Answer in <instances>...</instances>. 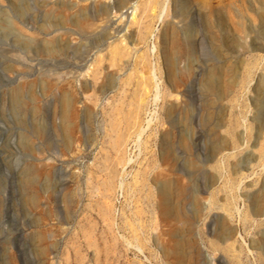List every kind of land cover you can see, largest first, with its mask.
<instances>
[{"label":"rangeland","instance_id":"374dc122","mask_svg":"<svg viewBox=\"0 0 264 264\" xmlns=\"http://www.w3.org/2000/svg\"><path fill=\"white\" fill-rule=\"evenodd\" d=\"M137 1L139 4L145 0ZM117 2L109 0L110 22L101 23L92 34H82L84 43L90 40L97 44L117 35L124 16L119 14L126 9L116 11ZM21 5L22 12L16 9L13 0H0V264H167L170 261L164 255L167 227L157 214L156 198L150 194L155 191L154 186L150 177L144 181L141 175L149 172L152 160L159 156L163 95L169 89L162 47L172 27L190 49L175 61L178 73H187L181 86L184 100L181 113L190 116L192 157L196 162L189 168L191 179L179 198L185 217V223L179 225V234L191 241L189 264H264L262 247L253 245L264 233V212L252 213V202L256 203L258 197L264 200V152L260 144L252 150L255 127L264 124V94L255 90L258 77L264 75V47L257 17V8L264 7V0H158L152 5L153 10L150 6L148 17L143 19L150 28L149 38L139 45L135 55L145 57L147 65L142 69L153 76L159 93L157 99H153L155 89L149 93L144 119H152L151 123H144L146 127L140 138L129 142L126 155L130 162L125 167L118 166L123 175L122 186L118 184L114 194L105 195L99 189L91 191L74 178L80 162L95 171L108 149L107 137L97 132L93 120L87 126L89 147H81L83 158L62 159L55 155L53 149L57 145L48 127V96L43 82L49 69L62 71L65 56L41 53L30 42L27 30L39 20L43 0H22ZM208 9L220 12L217 20L212 18L216 26L208 19ZM236 13L244 17L246 32L251 33L235 30L233 14ZM61 27L56 26L51 33L57 45L62 42ZM259 47L262 49H255ZM83 55L88 57L86 53ZM134 58L130 60L128 73L133 71ZM212 69L228 74L233 81L230 90L215 103L210 102L214 96L207 88V76ZM90 82L94 84L92 79ZM33 92L41 109L36 118L44 128L38 139L32 137L36 119L30 111ZM107 99L102 98L101 106L107 104ZM175 100L180 101V95ZM217 123L222 124L220 135L231 149L215 155ZM263 136L264 132L260 141L264 140ZM39 151L44 161L37 159ZM177 153L175 165L185 170V153L181 148ZM236 160L240 162L238 174L231 169V163ZM40 162L53 167L49 192L43 194L40 190L41 204L34 208L29 203L27 176L28 170ZM39 183L40 188L45 187L43 177ZM80 185V195H71ZM65 192L72 202L70 206L64 202ZM197 195L202 200H197ZM210 196L212 204L204 203ZM105 204L108 215L99 210L98 205ZM224 226L231 230L232 236L226 242L214 237L215 231ZM41 247L46 249L45 254L40 253Z\"/></svg>","mask_w":264,"mask_h":264},{"label":"bare ground","instance_id":"6f19581e","mask_svg":"<svg viewBox=\"0 0 264 264\" xmlns=\"http://www.w3.org/2000/svg\"><path fill=\"white\" fill-rule=\"evenodd\" d=\"M13 2L16 9L22 12V0H13ZM157 2L158 0H145L138 4L137 0H118L117 7H115L116 11L120 12V8H126L125 11L119 14V16L124 15L122 25L117 27L116 36L109 37L101 42L98 41L97 44H95L96 41L90 40H86L87 42L84 43L81 39L82 34H92L101 23L110 22L111 6L109 0H43L39 20L34 22L27 30L34 49L47 55L60 53L63 57L65 56V66L61 68L62 71L58 73L49 69L48 77L46 76L47 78L43 82V89L48 96V100H46L47 109L49 110L46 109L48 111V127L56 143L55 145H57H54L55 149H53L55 155L62 159L69 156H77L80 159L82 157V145L86 148L89 147L87 126L92 120L95 123L97 132L101 136L107 137L105 142L108 149L104 151L96 170L92 172L83 167V162H80L79 170L76 169L78 173L74 175L79 183L86 185L91 191L99 189L103 195L109 192L114 194L117 185L122 186L123 175H121L118 166L123 165L125 167L130 162L131 159L127 158L128 154L126 155L129 142L135 138L139 139L145 130L144 127H146L144 123L149 125L152 120L144 119L148 110L149 93L155 89L153 99H157L159 92L155 81H152L153 76L145 74L146 69L144 71L142 69L144 65H147L145 57L135 54L139 45L144 40L146 41L150 31L149 25L146 22L145 24L143 19L147 15L148 9ZM261 6L256 11L264 47V7ZM153 7L151 10H153ZM137 10H139L138 14H136ZM219 14L220 12L217 9L207 10L208 19L214 26L217 24H215V20H217ZM233 16V19H236L234 23L232 22L236 31L243 34L251 33L248 29L246 32V26L243 24L244 17L241 14L236 13ZM213 17L215 20L212 19ZM58 25L62 26V42L60 45H57L58 43L54 41L51 35ZM21 30L25 31L23 27ZM255 49L261 50L262 48ZM189 51L188 43L184 39H180L176 30L172 27L169 37L162 47L165 75L169 89L163 95L164 119L161 120L162 127L161 130L159 129L160 132L158 131L159 156H157L158 159L152 160L151 164L149 163V172H143L141 175L144 181L150 177L149 179L155 190L150 194L156 198L155 208L157 214L163 225L167 227L164 232L167 236V243H164V255L170 260L167 264H189L192 260L190 254L191 241H187L179 234V225L185 223V217L179 207V198L184 195L188 186L186 184L190 182L189 168L195 166L196 162L192 157L194 153L190 116L187 117L185 112L181 113L184 108L181 86L187 73L179 74L175 66L177 56L187 55ZM84 53L88 54V57L84 56ZM133 57H135L133 71L128 73L130 60ZM73 69L75 70L73 71ZM90 79H92L93 85H91ZM207 80V88L214 96L210 100L211 103L220 100L233 84L232 78L224 72L222 74L219 69H212L207 76ZM255 90L264 94V75L258 77ZM14 91L16 95L19 93L17 88ZM110 92H113V95L109 96ZM178 95H180V101L175 100ZM31 96L30 111L36 118L41 109L34 92ZM103 97L108 98L104 107L100 104ZM178 121L181 123L179 129L177 128ZM221 127L222 124L220 123L214 126L216 141L213 145V153L215 155L231 149L225 137L220 135ZM43 131L42 123L38 122L36 118L32 125V137L38 139ZM263 132L264 124L255 127L253 151L260 144V149L264 152V140L260 141ZM238 139H241L240 135H238ZM90 143L91 145L95 144L94 141ZM34 146L36 147V144ZM177 147L185 153V170L178 169L175 165ZM34 150L35 148H33ZM37 156H39L37 159L40 158L41 161H44L40 151ZM250 158L247 162L251 160ZM157 161L159 164H157ZM52 167L53 165L49 163L40 162V165L35 164L28 170L27 181L31 191L29 203L34 208H38L41 204L40 190L43 194L49 192L48 186L51 182L49 175ZM239 167L240 162L238 160L231 163L234 174L239 173ZM96 176L97 179L99 177L101 179L96 180ZM214 176L216 178V175ZM41 177L44 178L45 183V187L42 188H40L39 183ZM93 179L96 181L93 182ZM80 190L81 185L78 191H72L71 195L78 197ZM199 197L197 195L195 198L202 200ZM69 198L66 193L64 198L66 201L64 200V202L67 206L72 204ZM256 200V203L252 202V213L260 215L264 212V202H262L264 200L259 197ZM212 201V196L204 199V203L207 202V204H212ZM98 206L100 212L104 215L109 214L107 204ZM230 233L231 230L224 226L221 230L217 229L215 231L214 237L226 242L232 237ZM36 235L39 237L40 234ZM253 245L262 247L264 255V233L260 240H254ZM45 251L46 249L41 247L40 253L45 254Z\"/></svg>","mask_w":264,"mask_h":264}]
</instances>
